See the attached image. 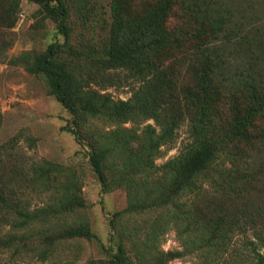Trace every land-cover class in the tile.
I'll use <instances>...</instances> for the list:
<instances>
[{
	"label": "trees",
	"instance_id": "obj_1",
	"mask_svg": "<svg viewBox=\"0 0 264 264\" xmlns=\"http://www.w3.org/2000/svg\"><path fill=\"white\" fill-rule=\"evenodd\" d=\"M30 1L64 40L15 62L45 78L69 131L85 130L103 192H128L109 218L111 251L86 264H264V0H110L104 14L99 0ZM176 7L184 25L172 28ZM184 122L191 140L159 164ZM25 174L0 168V264H74L63 245L79 240L107 249L79 213L75 168L46 160ZM171 230L181 247L166 250Z\"/></svg>",
	"mask_w": 264,
	"mask_h": 264
},
{
	"label": "rangeland",
	"instance_id": "obj_2",
	"mask_svg": "<svg viewBox=\"0 0 264 264\" xmlns=\"http://www.w3.org/2000/svg\"><path fill=\"white\" fill-rule=\"evenodd\" d=\"M15 2H18V6ZM99 2L98 9L104 14L109 9L110 0ZM38 8L39 5L30 0H0V145L5 152L0 168L11 180L20 182L33 163L46 160L70 165L78 171L86 200V207L79 213L88 220L107 249L102 250L97 241L79 240L63 245L62 251L70 253L74 264H86L91 258H106L111 251L109 218L127 206L128 192L125 188L103 192L89 161L85 130H78L81 135L79 139L69 131L67 127L73 126V115L49 92L45 78L15 62V57L23 51L40 52L49 42L64 40L52 19L36 13ZM22 11L27 17L18 27L17 21ZM180 13L181 10L176 7L175 14L170 18L172 28L184 25ZM8 15L12 20L16 19L13 25L6 17ZM71 22L78 27L74 37L79 40L81 21L73 15ZM107 87L104 91L111 92L115 97L127 98L131 94L129 86ZM89 126L96 130L112 125L93 120ZM190 140L189 124L184 122L177 131L175 141L162 147L157 162L163 164L177 155ZM40 202L41 199L37 197L33 199V203ZM162 247L166 250L181 247L174 230L168 232ZM194 261L193 256H185L172 260L171 264H193Z\"/></svg>",
	"mask_w": 264,
	"mask_h": 264
},
{
	"label": "built area",
	"instance_id": "obj_3",
	"mask_svg": "<svg viewBox=\"0 0 264 264\" xmlns=\"http://www.w3.org/2000/svg\"><path fill=\"white\" fill-rule=\"evenodd\" d=\"M26 17H27V16H26L25 12L22 11V12L20 13V16H19L18 21H17V26H18V27H20V26L24 23Z\"/></svg>",
	"mask_w": 264,
	"mask_h": 264
}]
</instances>
